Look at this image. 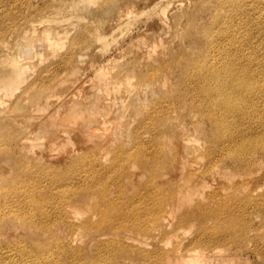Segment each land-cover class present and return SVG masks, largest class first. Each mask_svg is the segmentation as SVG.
Wrapping results in <instances>:
<instances>
[{
	"label": "rangeland",
	"instance_id": "1",
	"mask_svg": "<svg viewBox=\"0 0 264 264\" xmlns=\"http://www.w3.org/2000/svg\"><path fill=\"white\" fill-rule=\"evenodd\" d=\"M226 27L252 60L254 105L228 117L250 165L211 149L224 111L198 92ZM0 217V264H264V0H0Z\"/></svg>",
	"mask_w": 264,
	"mask_h": 264
},
{
	"label": "bare ground",
	"instance_id": "2",
	"mask_svg": "<svg viewBox=\"0 0 264 264\" xmlns=\"http://www.w3.org/2000/svg\"><path fill=\"white\" fill-rule=\"evenodd\" d=\"M223 32H225L226 35L229 36L227 38L228 45L227 44L224 45V47H223V49L225 48L224 54L220 53V54H222L220 58L217 55L218 56L217 58H219L218 59L219 61H217L214 64L213 63L207 64L204 61V63L198 64V66H197L202 71V76H204L202 79L204 80V83H205V84H203V86H200V88L198 89V92L200 90L202 95L206 96V98H208V100L212 102L211 103L212 106L210 105L211 108H213V106H214V108L218 109V112L220 110L224 111V112H222V114L216 116L217 117L216 119H218L219 122L217 123L218 128L215 131V133L216 132L217 133L213 134L214 137H213V143H212L211 149H214V148L216 149L221 145L219 142L220 141L219 138L221 136L229 137L226 146L224 145L225 147H223V148L221 147V154H224L223 156H226V158H229L230 160H232L236 163H240V164L246 163V165H250V163L253 162L255 159V157H254V154H255L254 153V140L252 139V138H254V136L250 135L249 133L246 134L243 129L240 132H239V130H237L239 132V135L242 138L240 141H235V137H233V136H234L236 130H235V127H234V124L232 123V121L238 116L245 115L246 110L250 109V108L252 109V107L254 105L252 102V96H253V92H254V84H253L252 75H251V71H250V67L252 66V60H251L250 55H246V54L245 55L244 54L236 55L237 53L231 54L230 51H232V50L243 51L242 50L243 48L241 46V42L237 39V37L234 36L235 34L232 35V37H230L231 33H230L229 29H227V27L224 28ZM247 50H248V48H247ZM239 59H241L242 62H240L238 64ZM239 67H242V68L238 69ZM206 82H214L215 84L210 85ZM203 98H205V97H203ZM212 112H213V110H212ZM252 113H254V112H252ZM228 117H231L234 119L230 120ZM248 123H249V121H248ZM214 126H216V125H214ZM219 135H220V137H219ZM185 145H188V144H185ZM185 149H187V148H185ZM187 150H189V149H187ZM218 151H220V150L218 149ZM209 153H208V155H209ZM186 154H187V152H186ZM221 154H220V156H221ZM210 160H211L210 157H208L207 163H209ZM249 180H248V182H249ZM250 182H251V180H250ZM253 182H254V180L251 183H253ZM89 186L94 187V184L90 183ZM252 186L253 185H250V187H252ZM172 195H173V193H172ZM253 196H254V190H251L248 194H246V196L243 199L237 197L236 202L240 203L241 200H244L245 202L249 203L252 201ZM42 199L49 202V204L52 202V201H50L51 199H49L45 196H43ZM39 200L40 199H38V201ZM65 200L66 201H63L62 203L57 202L58 204H55V203L50 204L53 208V209L52 208L51 209L54 210L56 213L55 220H54L55 223H58V224L60 222L61 223H67V222H71L72 220H75L74 216H73L74 213L72 211V206L73 207L79 206L81 203L88 204V201L83 199V197L80 195H74L71 198H69L68 200L67 199H65ZM241 203H243V202H241ZM151 206H152L151 210L153 211L154 214L158 213L161 209H163V204L159 203V202L152 203ZM193 211L194 212H190V213L183 215L180 219V223H187L190 221H196V222L201 223L203 225L204 221L206 220L207 217L212 216L213 214H215L217 212L215 210H207V209L201 210L199 213L195 212V210H193ZM12 212H15V211H12ZM15 214H16V212H15ZM31 214H33V213H31ZM40 215L44 216V215H46V212L40 210ZM99 216L101 217L99 224L94 223L92 221V218L88 217V218L84 219L82 225L87 227V229L91 230V231L94 230L95 228L106 229L107 227H109V223H108L109 220L105 219L104 214L100 212ZM0 219H1V217H0ZM135 219H137V218H134V221H135ZM157 224H159V227H161V228L166 226L165 221L162 219H159ZM45 226L48 228L50 225L48 223L47 224L45 223ZM133 227L138 232H146V229L143 226L139 225L138 223H135L133 225ZM147 230H148V228H147ZM75 232H73V233H75ZM76 237H77V234H76ZM108 241L109 240H107L106 242H108ZM43 247H44L43 245L42 246H35V249L40 250ZM75 254L76 253H73L72 256L74 257ZM42 255H44V253ZM72 256H71V258H72ZM35 260H37V258ZM30 261L34 262L32 260H30ZM27 262H29V261H27ZM35 262H37V261H35ZM35 264H37V263H35Z\"/></svg>",
	"mask_w": 264,
	"mask_h": 264
}]
</instances>
